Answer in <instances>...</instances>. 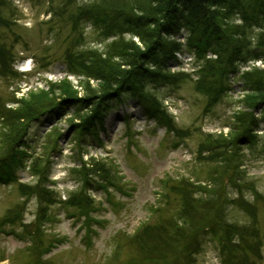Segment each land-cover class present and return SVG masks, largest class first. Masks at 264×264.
<instances>
[{"label": "rangeland", "instance_id": "obj_1", "mask_svg": "<svg viewBox=\"0 0 264 264\" xmlns=\"http://www.w3.org/2000/svg\"><path fill=\"white\" fill-rule=\"evenodd\" d=\"M12 1L15 7L5 11L16 20L8 31L16 61L0 78V112L55 100L63 89L78 97L97 92L98 82L71 73L69 52L102 50L111 40L97 45L98 32L74 16L79 4L67 5L58 18L51 10L59 6L50 0ZM178 58L183 65L172 72L182 76L159 94L167 113L164 124L147 120L128 101L106 115L98 138L87 144L70 129L72 117L78 122L73 111L30 127L36 134L26 150L39 156L38 165L33 168L29 159L13 180L0 183V264H264V156L257 151H245L250 157L239 169L241 181L227 185L225 217L218 215L223 221L206 222L192 235L190 251L199 249L191 262L185 245L167 259L147 249L145 227L157 225L151 232L158 234L181 200L212 190L208 180L217 154L205 151V145L230 136L244 97L237 85L209 101L199 85V61ZM3 141L0 128V154ZM146 249L151 257L138 259ZM230 252L236 257L229 258Z\"/></svg>", "mask_w": 264, "mask_h": 264}, {"label": "trees", "instance_id": "obj_2", "mask_svg": "<svg viewBox=\"0 0 264 264\" xmlns=\"http://www.w3.org/2000/svg\"><path fill=\"white\" fill-rule=\"evenodd\" d=\"M50 2L59 6L55 12L51 10L58 18H63L67 5L79 4L74 16L78 17L81 25H90L98 32L100 40L97 45L111 40L102 50L95 47L69 52L74 56L69 63L73 69L71 73L83 81L98 82L99 90L88 91L85 96L78 97L76 93L63 89L59 98L44 101L38 106H20L14 110L4 108L3 113L0 112V128L4 137L0 183L13 180L19 165L28 163L29 159L33 168L38 165L39 156L31 157L26 147L36 134L29 132L30 127L45 117L57 118L62 113L73 111L78 122H73L72 117L70 129L80 134L81 142L86 144L98 138L106 115L128 101L135 102L147 120L164 124L168 121L167 113L162 109L159 94L177 84L182 76L183 72H172L173 66L183 65L178 56H193L200 63L199 85L205 89L204 95L209 101L227 93L225 89L234 90L237 85L244 92V97L239 101L240 108L230 124L233 130L230 136L219 137L214 142L208 139L205 145V151L217 154L216 161L212 163L217 167L211 171L208 180L212 190L205 191L204 197L192 195L187 201L181 200L177 213L168 221L169 224L164 225L165 228L159 226L158 234L151 232L157 229V225H148L144 228L145 233H141L145 236L149 233L146 236L149 242L146 243L149 245L147 249L159 253L157 259L179 255L175 248L185 245L184 255L190 261L196 253L194 249H199L197 246L190 251L194 244L192 235L201 232L206 222L216 225L223 221V203L227 200L224 193L227 185L231 187L233 182L241 181L239 169L245 165L246 158L256 151L264 156V134H258L264 132V0ZM13 3L12 0H0V78L10 73L7 71L13 67L9 63L16 61L15 45H12L15 39L8 37L16 20H11L5 11L14 8ZM259 62L263 67L256 65ZM242 67L248 70L242 71ZM167 123L169 126L170 122ZM53 153L58 152L54 150ZM40 167L44 169V166ZM228 172L230 177L223 187ZM42 177L45 179L44 175ZM215 206L221 207V211H215ZM220 214L223 218H219ZM147 249L138 259L151 257ZM232 256L236 257V254L230 252L229 258Z\"/></svg>", "mask_w": 264, "mask_h": 264}]
</instances>
